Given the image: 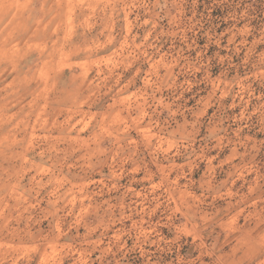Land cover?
<instances>
[{
  "label": "rangeland",
  "instance_id": "obj_1",
  "mask_svg": "<svg viewBox=\"0 0 264 264\" xmlns=\"http://www.w3.org/2000/svg\"><path fill=\"white\" fill-rule=\"evenodd\" d=\"M0 264H264V0H0Z\"/></svg>",
  "mask_w": 264,
  "mask_h": 264
}]
</instances>
